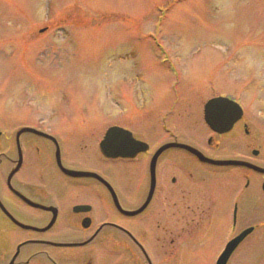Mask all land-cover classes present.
<instances>
[{
    "label": "rangeland",
    "instance_id": "374dc122",
    "mask_svg": "<svg viewBox=\"0 0 264 264\" xmlns=\"http://www.w3.org/2000/svg\"><path fill=\"white\" fill-rule=\"evenodd\" d=\"M216 95L240 103L264 137V0H0V127L71 132L72 147L82 139L84 171H109L98 148L109 126L131 128L153 149L169 135L165 112L186 108L193 122ZM177 117L169 118L183 131L186 120ZM199 121L191 131L201 144L208 128ZM254 138L264 164V142ZM237 145V138L230 143ZM146 160L113 161V170L129 175L135 190L137 165ZM35 170L50 171L39 163ZM213 171L197 188L215 192L214 223L183 244L172 264H214L228 235L232 189L222 169ZM240 209L264 219L262 198ZM252 236L227 264H264V225Z\"/></svg>",
    "mask_w": 264,
    "mask_h": 264
},
{
    "label": "flooded vegetation",
    "instance_id": "af4514ba",
    "mask_svg": "<svg viewBox=\"0 0 264 264\" xmlns=\"http://www.w3.org/2000/svg\"><path fill=\"white\" fill-rule=\"evenodd\" d=\"M183 110L186 108L176 106L161 117L165 121L163 131L169 134L163 143L182 142L213 159L243 160L264 167L257 163L262 145L255 140L254 134L263 142L264 137L262 129L255 125V117L247 118L243 110L242 117L224 133L214 131L204 122L208 134L199 144L191 124L204 121L203 109L193 122L190 121L192 112ZM171 114L186 120L183 131L177 122L171 123ZM18 126H30L51 134L58 143L63 166L83 169L77 158L81 138L74 148L70 145L71 132L42 128L33 123ZM15 135L16 132L11 138L12 134L0 131V264H172L179 257L183 244L202 235L214 223L215 192L210 187L197 188V184L208 177L206 174L214 175V169H222L234 198L226 214L229 232L217 255L231 238L253 226L254 231L239 243L229 260L234 258L241 245L264 225V219L249 217L252 210L242 212L240 209L243 201L264 200V174L250 168L213 166L201 162L183 148H168L158 158L155 189L150 201L141 212L127 215L119 207L134 210L146 200L153 150L132 158H106L111 161L112 169L97 170L100 180L62 171L56 162L57 146L53 139L23 132L18 147ZM236 138L235 148L230 143ZM174 151L181 153L183 158L165 154ZM145 157L148 160L142 163L144 166L137 165L139 175L135 180L136 188L132 190L131 177L116 175L113 161L139 162ZM38 163L50 171L35 170ZM197 167L203 172H197L194 169ZM253 184L255 195L251 191L247 193ZM261 212L264 216V211ZM241 216L246 218L245 222H241Z\"/></svg>",
    "mask_w": 264,
    "mask_h": 264
},
{
    "label": "water",
    "instance_id": "95a60500",
    "mask_svg": "<svg viewBox=\"0 0 264 264\" xmlns=\"http://www.w3.org/2000/svg\"><path fill=\"white\" fill-rule=\"evenodd\" d=\"M240 110L238 108L237 103H235L233 100L227 98V97H216L209 99L206 104H205V112H204V117L205 121L207 124L214 130L218 132H223L226 129H229L230 126L232 125L233 122H235L238 117H240ZM23 132H33L39 135H42L47 138H53L52 136L42 132L38 131L34 128H29V127H22L20 128L17 133H16V138H17V143L19 142V136ZM54 139V138H53ZM19 146V143H18ZM100 150L102 154L106 157H131L134 156L137 152L141 150H146L148 145L142 141L135 140L132 136L131 133L118 126H112L107 129L103 139L101 140L100 144ZM170 147H180L183 149H186L190 153H192L194 156H196L200 161L217 165V166H224V165H244V166H249L256 171L264 173V168L251 165L247 162H240V161H234V160H214L211 158L205 157L199 150H197L194 147H191L186 144H181V143H167L159 147L153 154L151 161H150V166H149V173H150V189L147 195V198L145 202L140 206L139 209L136 211H124V213L132 215L135 213H138L142 211L147 203L149 202L152 193L155 188V167H156V162L159 157V155L166 149ZM20 160V158H19ZM56 160L60 168L71 175H76V176H91L95 177L101 180L100 176L96 173L92 172H87V171H74V170H69L63 167L60 161V152L59 148L57 146V151H56ZM17 167L12 169V173L16 170ZM263 189H264V182H263ZM253 230V227H249L245 229L243 232H241L237 237L232 239L226 246L225 250L219 257L217 264H225L229 255L233 251V249L240 243V241L251 231Z\"/></svg>",
    "mask_w": 264,
    "mask_h": 264
}]
</instances>
